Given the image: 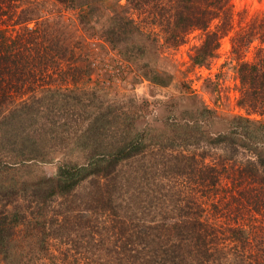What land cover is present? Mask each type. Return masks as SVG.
<instances>
[{"label": "trees", "instance_id": "16d2710c", "mask_svg": "<svg viewBox=\"0 0 264 264\" xmlns=\"http://www.w3.org/2000/svg\"><path fill=\"white\" fill-rule=\"evenodd\" d=\"M43 2L0 0V264H80L73 251L104 248L101 241L108 244L110 262L119 264H222L223 240L241 242L242 248L251 244L257 202L250 199V215L242 219L231 218L234 207L229 214L210 208L226 200L225 180L241 186L230 188L229 201L238 200L237 194L249 198L257 189L255 174L264 182V45L255 60L244 58L252 42H264V17L235 31L232 0H57L77 12L85 31L93 29L92 18L107 14L101 36L130 61L146 54L153 32L124 13L130 5L145 12L171 46L201 30L202 42L190 56L193 66L216 57L221 39L231 35L241 83L238 104L247 114L229 115L227 129L212 132L206 121L213 110L203 104L183 107L182 115L172 110L163 128L122 119L116 104L88 91L91 63L80 61L71 33L49 17ZM152 80L167 83L158 73ZM68 141L82 162L60 161L55 176L18 178L23 166L43 161L48 150ZM155 149L169 151L171 158L176 151L186 161L151 191L127 186L121 169ZM207 151L220 160L208 163ZM240 152L248 157L238 159ZM173 179L177 185L165 186ZM100 215L109 225L102 226ZM24 229L29 231L22 235Z\"/></svg>", "mask_w": 264, "mask_h": 264}, {"label": "rangeland", "instance_id": "374dc122", "mask_svg": "<svg viewBox=\"0 0 264 264\" xmlns=\"http://www.w3.org/2000/svg\"><path fill=\"white\" fill-rule=\"evenodd\" d=\"M120 1L126 2L127 0ZM232 3L235 31L246 27V24L252 18L255 19V16L264 17V0H232ZM43 5H45L49 17L61 20L66 31L71 33L74 38L72 46L76 54L82 56L80 61L91 63L92 79L87 86L92 92L87 88L88 91L94 94L95 98H100L101 101L116 104V107L123 112L122 119L127 118L126 121L131 119L138 124H151L157 128H163L166 117L173 115L172 110L177 112V115H182L183 107L203 104L213 110V114L206 121V129L212 132H221L227 129L226 118L229 115L247 114L246 109L241 108L238 104L241 83L235 68V60H233L234 54L231 53V35L221 39L216 57L203 66H193L190 56L193 53V47L202 42L204 35L201 30L191 31L186 36V41L177 46H171V43L165 41L164 33L160 27L149 23V16L142 10H129L131 6L129 3L130 6L123 9L124 13L128 17H134L140 24L142 23L145 29L153 31L151 33L152 44L149 40L146 45V54L130 61L121 58L117 51L112 49L111 43L101 36L103 29L108 24L107 14L98 16L96 20L92 18L93 29L85 31L83 24L79 23L75 10H65L57 0H44ZM142 18L144 22L141 20ZM259 20L264 21V18ZM92 38L91 45L90 43L85 44L86 39L91 41ZM145 40L146 38L142 43ZM263 45L264 42L259 39L252 42L244 53V58L249 61L255 60L257 48ZM127 47L132 50L137 48L134 44H129ZM156 73L161 75L167 83L160 84L152 80ZM57 82L63 85L60 80ZM251 116L257 117L256 114H251ZM71 149L70 141L66 146L59 142L55 148L48 150L43 161H34L23 166L17 174L18 178L51 177L56 175L58 164L62 160L71 159L82 162L83 155L79 151H71ZM195 151L197 154H201L205 148L203 146ZM207 153H210L209 156H206L208 163L220 160V158L214 159L210 156L211 152L207 151ZM168 154L169 151L155 149L147 153L146 156L126 164L121 169V173L125 179H128L127 186L146 192L154 189L160 178H172L175 169H181L177 165L184 164L186 160L177 156L176 151H174L175 158H171ZM237 157L246 159L248 155L240 152ZM262 177L263 175L255 174L256 182L253 183V186L257 189L249 194V198L237 194L238 200L230 199V201L227 198L230 188L241 186H239V182L231 180V178L229 180L233 181L231 183L225 180L221 188V195L226 200L218 202L217 209L214 206L210 208V212L213 214H229V209L234 207L231 210V218L242 219L250 215V199L257 202L259 206L257 210L254 208V213L251 211L252 219L250 218V221L255 224V228H252L254 230L252 237L255 240L244 248H242L241 242L225 244L226 241L223 240L224 248L218 254V256H222V264H248L249 259H252L253 264H264V205L261 204L264 201V182ZM167 179L161 181V184L167 183ZM168 180L170 181V179ZM177 181L173 179L171 184L165 186L177 185ZM78 198L81 199V197ZM111 198L109 200L113 205L120 204V200L119 202L114 200L113 203ZM121 206L123 204H120ZM100 216L103 221L102 226L105 223L109 225L108 222H104L105 216ZM105 230L103 229L102 232L105 233ZM27 231L29 230L21 231L22 235ZM99 235L100 239L106 237L105 234ZM100 243L106 246L97 249L88 246L89 250L80 248L73 251L75 255L81 257L79 263L91 264V261L104 260L107 264H113V262L119 264L113 259L110 262L106 248L108 244L102 241ZM28 246L27 242L25 247Z\"/></svg>", "mask_w": 264, "mask_h": 264}]
</instances>
